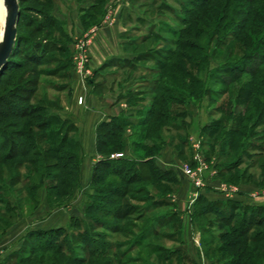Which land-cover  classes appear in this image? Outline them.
<instances>
[{
	"label": "rangeland",
	"instance_id": "374dc122",
	"mask_svg": "<svg viewBox=\"0 0 264 264\" xmlns=\"http://www.w3.org/2000/svg\"><path fill=\"white\" fill-rule=\"evenodd\" d=\"M119 1L122 3L123 22L126 30L122 32H126L124 39L129 44L127 51L131 54L132 60L118 63L122 69L127 68V70H116V75H114V77L109 76L107 83L110 85L116 80L115 82L118 85L117 89H119V86L126 84L123 86L124 91L127 89L129 95L134 94L138 91L139 84H145L146 86L147 83H150L153 87V82L155 80L162 79V73L159 72L160 65L167 62L168 67L164 72V77L171 79L172 82L167 83L161 80L159 84L163 87L170 88L172 98L177 97L179 101L182 100V103H168L167 105H162L157 108L159 112L168 114L163 122L171 126L170 129L167 128L168 130L166 129V131H164L163 140H166L169 144L168 146L175 149L180 155L181 161L183 162L182 164H192L193 149L190 142V128L192 125H195L196 120L206 122V119H208L206 114L211 113L215 116L214 122H219L225 118V126H230L231 122L234 120L237 123L240 115L247 110V105L244 104L245 100H240L237 97L241 94L243 83L253 80L254 78L252 79L251 76L244 75L238 82L226 85L223 82H227L224 80L228 77L224 72L225 67L229 65L243 63L241 58H244L245 54L252 49L251 46L253 47L259 37L264 35V29L250 26L240 37L238 35L237 38L229 39L234 31L242 29L239 23L241 24V22L245 20V14L249 12L251 6L254 5L255 11L260 10V8L253 4V0ZM205 1L209 3L203 5ZM18 2L20 6V0H18ZM93 2L98 3L99 0H93ZM21 6L25 10L22 23H20V31H22L23 35L32 37L34 41H41L43 37L47 36L49 33L53 34V36L55 35V29L52 30L50 27H46L45 30L41 29V32L35 30L37 25L45 27V25L48 26L49 24L47 18L44 17V15L47 14L45 12L48 11V8L41 0H21ZM250 11H252V9ZM3 12L6 15L4 3ZM235 20L236 23L234 24ZM252 22L262 24L264 19H253ZM28 23L33 26L27 28L26 26ZM250 34L253 38V40H250L251 46L245 48L244 41L247 40ZM220 38H224V41L219 47L217 43ZM178 55L184 58L181 59L180 56L177 57ZM56 56H59L58 58H61L60 60L64 58L61 55ZM136 56H143L147 60L146 62L135 61L134 58H136ZM206 57L208 58V62H201V59L203 60ZM140 58L141 57H139V59ZM18 61L23 65V68H16L13 72L8 74V77H11V83L8 82L7 79H3L0 86V94H2L3 90H16V93H14L16 94L15 98L20 99L18 98L20 96L21 100H25L33 116L25 120L16 117L2 119V121H0L1 129H7L9 132H17L21 129L23 124L27 122H37V117L38 120L41 117H46L51 124L50 132L59 130L61 127V122L58 121L59 117L64 116L62 111L71 106V90L68 86L69 77L67 70H63V66L66 65L67 61H61L60 63L52 62L50 65L37 66L28 62L23 55L18 57ZM181 64L187 68L191 77L202 79L203 82H205L204 85L211 92V97H206V99L199 102L198 100L185 96V88L182 87L183 81L180 80V77L175 76L177 71L174 69V65L181 66ZM252 68L254 69L255 67L252 66ZM53 72L55 73L53 74ZM230 80H232V77ZM190 83H192V81H190ZM148 87L150 86L144 87L145 90H148L146 89ZM129 88L133 91H129ZM198 91L201 92L202 88L200 87ZM151 95H153L152 89L148 91L145 102L138 105L143 111H146L152 106L150 103ZM135 100L139 101L140 99L136 98ZM258 100L264 102V98L258 97ZM3 109L4 106L1 107V110ZM185 111L189 112V115L184 118V121H182V117H175L176 114ZM184 122L190 123L188 131L186 129L185 131L182 130L177 132L172 127L174 124L183 126ZM64 128L66 129L67 125H65ZM134 131L139 132L141 130L139 128L135 130L127 128L125 136H130ZM76 136L75 133H71V138H77ZM171 139L173 140V144H170ZM211 139L210 136H208L205 138V141H201L202 153L203 156L207 152L211 153V159L205 158V160L210 164L214 163L218 172V162L215 157L216 153L212 154L213 151L211 150L213 147L208 148L209 142L213 144ZM1 140L3 139L0 136V142ZM58 140L59 139L55 136L52 142L56 143ZM134 140L139 141L138 138H131L130 143L125 145L123 152L127 153L129 151V153H131L130 156H128L129 158H148L149 154L139 152L137 149L133 148L132 143ZM247 141L248 140H246V142ZM52 142L48 144L44 142L42 145L47 148ZM156 142L160 143L159 141ZM251 143L252 146H263L262 153L251 147L249 150L251 156L249 153L242 156L243 148H241V146L238 147L233 156L225 159L223 162L224 164H233L232 161L235 159L238 160L240 157L241 165L238 166L234 173L227 175L222 183L236 186L243 181L252 182L258 186L261 185L264 176V172L260 168L264 165V124L259 127L258 131H254V137L249 139V144ZM204 146L207 148H204ZM215 146L216 145H214V148ZM109 150L108 153L111 155L119 154L118 148L111 147ZM261 154H263V158L259 157ZM111 155L109 157H111ZM15 162L17 163V161ZM26 169L27 167L24 166L16 171V173H20L25 177L27 176ZM12 178V173L4 178L8 190L2 187L3 183L0 184V255L3 254V247L4 244H6L5 241L8 239V241H10L12 233L13 236H15L14 232L15 234L19 233L17 235L18 239L15 237L14 242H21V244L15 248H8L7 251L19 247V252L14 251L8 256L2 257L0 263L196 264L192 262L184 252L183 254L185 256L175 253V247L178 245V241L181 237V228L178 219L176 222H169L164 226L157 224V219L161 216L171 214V210H146V208L151 205L152 201L148 199L147 189L143 191L139 189L141 187H147L144 183H134L133 185L126 184L120 178L111 177L108 181L115 180L117 185L128 186V195L124 201V210L120 212L111 210L110 213L112 214H109L108 210L86 211L83 208L84 206H80V204L76 207L73 204L66 205L67 207L65 208H68V206L70 208H79V210H66L67 214L71 212V214L76 215L72 217L77 218L76 222L73 221L70 223L72 219L70 218L64 231L54 234L46 233L44 236H33V238H30V232H32L33 225H35L33 223L36 222L37 219H40V217H36V215L40 214L41 210L42 215L46 213L49 214L51 211H59L56 217L63 216L65 210H60V208L51 210L50 208L52 205L48 203L46 187L53 183H48V185L44 184L45 187L41 191L42 198L40 204L36 206L32 202V199L26 194L30 184L28 183L26 186L16 184L13 187H9V182ZM37 178L41 183V176L38 175ZM261 189L264 190V188ZM150 190L153 194L155 193L159 196H163V193L156 189L150 188ZM35 194L36 196L38 195L37 192ZM133 195L136 197L132 198ZM77 198L78 197H76L75 200ZM18 199L20 200L21 209L7 210L6 205L9 202L12 206H18ZM86 199L87 197L84 195L83 205ZM68 200V197L61 198L60 200L53 201L52 204H60L57 206L62 207ZM105 205L110 206L111 204L104 203V206ZM243 218V215H240L235 221L236 225L232 227V229L225 228L214 216L200 219V226L206 228L208 233L202 234L201 241L202 249L207 256V260L199 262V264H250L251 260L253 264H264V242L255 243L250 241V238L259 232H262V237H264V227H253L251 232L242 240L234 235L233 229L243 224ZM262 218H264V215L256 214L254 221ZM100 223L107 224L113 229L117 228L120 232H112V230L106 228V226L101 227ZM16 224L18 225L17 228H14L10 233L8 230ZM44 224L48 226V224ZM245 225L248 226V223H245ZM85 226L91 228L93 233L108 234V236L101 240L98 239L99 241L96 243L93 242L89 244L87 241L84 242L87 238ZM23 227L24 229H22ZM25 227L27 228L25 229ZM149 230L153 232L151 233ZM144 235L146 237L142 238ZM38 240H41L42 243H39ZM44 240H57L58 247H53L51 251L46 250L47 248H43L45 249L43 251H38V247L42 248L41 245L45 243ZM137 241H139V243H137ZM228 243L236 244L235 248H228ZM36 246L38 247L36 248ZM255 248H258V253L256 257H251L252 251ZM21 249L22 251H20ZM57 250L59 254L56 253ZM246 250V255L241 257V253L245 254Z\"/></svg>",
	"mask_w": 264,
	"mask_h": 264
},
{
	"label": "trees",
	"instance_id": "16d2710c",
	"mask_svg": "<svg viewBox=\"0 0 264 264\" xmlns=\"http://www.w3.org/2000/svg\"><path fill=\"white\" fill-rule=\"evenodd\" d=\"M41 2L48 8V11L45 12L47 14L44 15V17L47 18L49 24L48 26L45 25V27L37 25L35 30L37 32H41V29L45 30L46 27H50L52 30L55 29V35L53 36V34L49 33L47 36L43 37L41 41H34L32 37L23 35L22 31H20V23H22L25 10L21 6L20 0L21 15L18 22L17 42L7 66L0 74V86L3 79H7L8 82L11 83V77H8L9 73L13 72L16 68H23V65L18 61V57L21 55H23L28 60V62L37 66L50 65L52 62L60 63L61 61H67L66 65L63 66V70H67V74L70 79L72 67V55L68 49L70 38L65 31L63 23H61L52 14L53 0H41ZM105 2L106 0H99L98 3H95L92 0V7L90 9L92 12H87L85 15V18H89L88 23L98 24L100 22V18L103 15ZM206 3L208 4L209 2L205 1L203 5ZM253 4L257 5L260 10L255 11L254 5H252V11H250V9L249 12L245 14V20H243L241 24L239 23V25L242 26V29L234 31L233 34H231V38L229 39H233L235 37L237 38L238 35L240 37L249 29L250 26L264 29V22H262V24H256L255 22H252L253 19H264V0H253ZM235 23L236 20L234 21V24ZM32 26V24L28 23L26 27L31 28ZM251 39L253 40L252 35L250 34L247 40L244 41L245 48L251 46ZM223 41L224 38H220L218 40L217 46L220 47ZM251 48L252 49L245 54L244 58H241L243 63H237L225 67L224 74L227 75L228 78L224 80L227 82H223L226 85H231L235 82H238L244 75H249L252 77V79L254 78L253 80L243 83L241 94L237 97L240 100H245L244 104L247 105V110L244 111L242 115H240L237 123L234 120L231 122L230 126H225L226 119L223 118V120L212 123V125L204 128L202 131V135L204 136L203 141H205V138L208 136H210V139L212 137L211 142H213V144H210V142L208 144V148L213 147L211 150L213 151L212 154L216 153L215 149L217 145H220V150L217 156V167L219 171L216 179H221V181L225 180L227 175L234 173L236 170L233 169H237L238 166L241 165L240 157L238 160L233 159V164L221 163V160L231 158L238 147L241 146V148H243L242 156L248 153L251 156L249 151L251 147H253L255 150H258L259 152L261 151V153L263 151V146H252V143L249 144V139L254 137V131H258L259 127L264 124V102L258 100V97L264 98V35L260 36L256 43H254V46H251ZM56 55H61L64 58L60 60L61 58H58L59 56ZM179 56L181 59L184 58L181 55H178L177 57ZM139 57L141 58L139 59ZM134 60L146 62L147 59L143 56H136ZM201 62L207 63L208 58L206 57L203 60L201 59ZM167 64V62H164L160 65L161 67L159 72L162 73L163 77L162 79L155 80L153 82V87L150 85V83L148 84L146 82V86L149 85L150 87L146 88L148 90H145V84H139L138 91L134 94H130L127 98L129 106L136 111L139 118L137 125L130 123L124 117H116L112 118L109 122H104L98 126L97 152L104 157L94 166L90 181V189L92 190V194L88 196V202L86 203L85 209L86 211L108 210V213L112 214L110 213L111 210H117L118 212L124 210V201L128 195V186L117 185L115 180L108 181V179L111 177L120 178L126 184L133 185L134 183H144L148 188L141 187L139 189L141 191L147 189L146 191L148 199L152 201L151 205H149L146 210H159L160 207H164L167 204V196L177 191L180 183L177 173L174 170H163L156 164V157L165 147L169 145L166 140H163V133L167 128H171V126H168V124L163 122L164 118H166L168 114L159 112L157 108L162 105H167L168 103H182V100L179 101L177 97L172 98L170 88L163 87L159 84L161 80L166 81L167 83L172 82L171 79L164 77V72L168 67ZM252 66L255 68L253 69ZM174 69L177 71L175 76L180 77V80L183 81L182 87L185 88V96L198 100L199 102L206 99V97H211V92L204 85L205 82H203L202 79L191 77L185 66L182 64L181 66L174 65ZM54 73L55 72H53V74ZM231 77L232 80H230ZM190 81H192V83H190ZM200 87L202 88L203 92L198 91ZM150 89H152L153 92V95H151L150 98V103L152 106L146 111H143L138 107V105L142 102H145L146 95ZM14 93H16V90L12 91L7 89L3 90L2 94H0V121H2V119H8L12 117L25 120L33 116L26 101L21 100L20 96L18 97L20 99L15 98L16 94ZM136 98H139L140 100L136 101ZM2 106H4L3 110H1ZM188 115L189 112L185 111L176 114L175 117H182V121H184V118H186ZM58 121L61 122V127L55 132H50L51 124L46 117H41L39 120L37 117V122H27L23 124L21 129L17 132H9L7 129H1L0 126V136L3 139L0 142V184L3 183L2 187L5 188V190H8L4 178L12 173L13 178L9 182V187H13L16 184H22L23 186H26L29 183L30 186L26 191V194L32 199V202L38 206L42 198L41 191L45 187L44 184L48 185V183H53L52 185L46 187L47 200L48 203L52 205L50 206L51 210L60 208V206H57L60 204L53 205L52 202L60 200L61 198L68 197L69 200L63 204L68 205V202L72 199L75 191L79 188L82 181L81 167L83 161V151L79 130L72 120L59 117ZM65 125H67L66 129L64 128ZM172 127L177 132L182 130L185 131L186 129L188 131L190 123L184 122L183 126L174 124ZM127 128L134 130L139 128L141 130L139 132L134 131V133L130 135L131 138L135 137L139 139V141L134 140L132 146L139 152L149 154L148 158H129L128 155L123 152L125 145H128L125 137V131ZM71 133H75L77 138H71ZM55 136L59 140L58 142L53 143L52 139ZM246 140H248V143ZM156 141H159L160 143H157ZM44 142L47 144L49 142L52 143H50L46 148L42 145ZM170 144H173L172 139ZM214 145H216L215 148ZM111 147L118 148V153H122L124 156L116 159L110 158L109 156L111 154L108 152L110 151L109 149ZM204 157L206 159H211V153L207 152L204 154ZM259 157L263 158V154H261ZM15 161H17V163ZM24 166L27 167V176L25 177L20 173H16V171L20 170ZM260 168L264 172V165H262ZM230 170L232 171L230 172ZM38 175L41 176V183L38 181ZM259 187L260 189L264 188V176ZM150 188L162 192L163 196H159L155 193L153 194ZM36 192L38 193L37 196L35 194ZM134 197L136 196L133 195L132 198ZM19 201L20 200L18 199V202ZM104 203L111 205L104 206ZM6 207L7 210H18L21 209V204L19 202L18 206H12V204L9 202ZM256 214L264 215V207L252 205L243 206L241 203L231 200L227 202L207 203L201 201L196 207L195 212L196 218H204L205 216L216 217L220 223L228 229H232V227L236 225L235 221L238 219V217L243 215V224L240 227L233 229L234 235L238 236V238H241L242 240L246 235H248L249 232H251L253 227H264V218L254 221ZM176 220L177 219L175 216L172 217L165 215L157 219V224L164 226L169 222H176ZM73 221L76 222L77 218H72L70 223ZM245 223H248V226H246ZM100 226H106V228L112 230V232H120V230L117 228H110L107 224L100 223ZM65 229L66 228L34 230L30 232V238H33V236H44L46 233L54 234L56 232L64 231ZM201 230L202 234L208 233L206 228L203 226H201ZM149 231L151 233L153 232L152 230ZM85 232L87 238L84 240V242L87 241L89 244L93 242L96 243L99 241L98 239L101 240L108 236V234L93 233L92 229L86 226ZM262 236V232L256 233L255 236L250 238V241L255 243L262 241L264 242V237ZM145 237V235L142 236V238ZM38 241L39 243H42L41 240ZM56 241L57 240H44L45 243L41 245L42 248H39L38 246H36V248L38 247V251L45 250L43 248H47L46 250L51 251L53 250V247H58ZM137 243H139V241H137ZM235 245L236 244L232 243L227 244L228 248H235ZM258 248L253 249L251 257H256ZM20 251H22V249ZM56 253L59 254V251L57 250ZM175 253L184 255L183 251L179 249H175ZM246 253L247 250L245 251V254L241 253L240 256L244 257ZM0 264L6 263L1 262ZM250 264H253L252 260L250 261Z\"/></svg>",
	"mask_w": 264,
	"mask_h": 264
},
{
	"label": "crops",
	"instance_id": "0c3cea01",
	"mask_svg": "<svg viewBox=\"0 0 264 264\" xmlns=\"http://www.w3.org/2000/svg\"><path fill=\"white\" fill-rule=\"evenodd\" d=\"M92 7V0H53L52 14L56 17L65 27L70 42L68 49L72 55V67L69 79V87L71 90V106L62 111L64 119L72 120L79 130V135L82 144L83 161H82V181L79 188L75 191L73 198L68 205L73 204L84 206L88 196L92 194L90 189V181L92 178L95 164L103 158V155L97 152V128L104 122H109L112 118L124 117L130 123L137 125L139 118L135 110H133L127 101L128 92L124 91L123 86L117 89V83L113 81L112 84L107 83L109 76L116 75V70L123 71L127 68H121L118 63L132 60L131 54L127 51L129 44L124 39L122 31L125 30L123 22V8L121 1L106 0L103 15L98 24L88 23L89 18H85L87 12ZM3 14V32L5 26V14ZM91 37L92 43L90 46V59L86 68L88 74H81L75 70L73 63V56L75 52V45L78 40ZM124 91V92H122ZM129 91H133L129 88ZM127 92V93H126ZM83 99V104H79V99ZM208 119L206 122L196 120L195 125H192L190 130V142L204 140L202 131L204 128L214 123L215 116L211 113L206 114ZM197 117V116H194ZM127 143H130V136L126 135ZM189 147V146H188ZM205 148H207L205 146ZM220 145L216 147L215 156L218 160V153ZM170 146L165 147L160 154L156 157V164L163 170H174L179 177V187L174 194L168 195L166 198L167 204L160 207L159 210H171L169 216H175L179 221L181 228V237L175 249H179L185 253L192 262L199 264L207 260V256L202 249V230L200 226V217L196 218V207L200 202H239L243 206H261L264 207V198H256L259 194L260 187L252 182H240L236 185L238 192L232 199H228L225 194L220 191L221 179L212 180L204 189L196 190L192 182L186 177L181 169L182 161L180 155ZM130 156L129 151L126 153ZM175 156V157H174ZM220 160V159H219ZM225 159L221 160L224 164ZM236 170V169H233ZM232 170H230L231 172ZM86 195L87 199L83 205V197ZM78 197L76 200L75 198ZM66 205L60 207V210H65L63 216L56 217L58 212L49 211V214L36 215L40 219L36 220L33 224L34 230H50L66 228L70 218L75 217L74 214H67L66 210H79V208H68ZM50 210V209H48ZM81 210V208H80ZM44 211V210H43ZM40 215V216H39ZM207 217V216H205ZM48 226H45V224ZM53 223V224H52ZM32 225V224H30ZM29 225V226H30ZM17 224L11 227L8 231L11 233L13 229L17 228ZM28 227V226H27ZM25 227V229L27 228ZM24 229V227L22 228ZM22 231V230H21ZM19 234V233H18ZM14 232L10 237V241L6 240L3 249V256L6 257L17 249L8 250V248H15L21 242H14L17 235ZM14 239V240H12ZM18 239V238H17ZM16 239V241H17ZM12 240V241H11ZM14 242V244H13Z\"/></svg>",
	"mask_w": 264,
	"mask_h": 264
},
{
	"label": "built area",
	"instance_id": "2783aa9c",
	"mask_svg": "<svg viewBox=\"0 0 264 264\" xmlns=\"http://www.w3.org/2000/svg\"><path fill=\"white\" fill-rule=\"evenodd\" d=\"M92 43L91 37L78 40L75 45V52L73 56V63L75 70L81 74H88L89 71L86 68L90 59V46ZM79 104H83V99H79ZM202 142L200 140L192 141L193 149V163H184L181 165V169L186 177H188L196 190H201L209 186L212 180H215L218 172L214 163H209L205 160L202 153ZM124 154L119 153L111 155L110 158L116 159L123 157ZM220 191L225 194L228 199H232L233 196L238 192V188L234 185L226 183L220 184ZM264 197V190L260 191L256 195V198ZM2 255H0V259Z\"/></svg>",
	"mask_w": 264,
	"mask_h": 264
},
{
	"label": "water",
	"instance_id": "95a60500",
	"mask_svg": "<svg viewBox=\"0 0 264 264\" xmlns=\"http://www.w3.org/2000/svg\"><path fill=\"white\" fill-rule=\"evenodd\" d=\"M4 2L7 15L5 18L3 41L0 42V74L7 66L14 51L18 36L17 25L21 15L18 0H4Z\"/></svg>",
	"mask_w": 264,
	"mask_h": 264
},
{
	"label": "clouds",
	"instance_id": "9594fccd",
	"mask_svg": "<svg viewBox=\"0 0 264 264\" xmlns=\"http://www.w3.org/2000/svg\"><path fill=\"white\" fill-rule=\"evenodd\" d=\"M3 3L4 0H0V42L3 41V14H2V9H3Z\"/></svg>",
	"mask_w": 264,
	"mask_h": 264
},
{
	"label": "bare ground",
	"instance_id": "6f19581e",
	"mask_svg": "<svg viewBox=\"0 0 264 264\" xmlns=\"http://www.w3.org/2000/svg\"><path fill=\"white\" fill-rule=\"evenodd\" d=\"M4 6H5V2H4ZM5 9H6V6H5ZM6 15H7V9H6ZM6 15H5V18H6Z\"/></svg>",
	"mask_w": 264,
	"mask_h": 264
}]
</instances>
